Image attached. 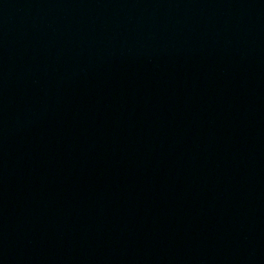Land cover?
<instances>
[{"label":"water","instance_id":"water-1","mask_svg":"<svg viewBox=\"0 0 264 264\" xmlns=\"http://www.w3.org/2000/svg\"><path fill=\"white\" fill-rule=\"evenodd\" d=\"M264 212V0H0V264H200Z\"/></svg>","mask_w":264,"mask_h":264}]
</instances>
